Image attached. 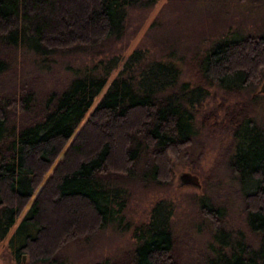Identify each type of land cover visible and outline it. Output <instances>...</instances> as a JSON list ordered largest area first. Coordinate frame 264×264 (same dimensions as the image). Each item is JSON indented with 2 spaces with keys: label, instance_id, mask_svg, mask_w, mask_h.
<instances>
[{
  "label": "trees",
  "instance_id": "16d2710c",
  "mask_svg": "<svg viewBox=\"0 0 264 264\" xmlns=\"http://www.w3.org/2000/svg\"><path fill=\"white\" fill-rule=\"evenodd\" d=\"M154 1L0 0V73L7 66L3 48L20 45L50 55L95 47L120 36L127 8ZM119 61L98 60L41 104L23 105L29 92L24 93L15 107L24 116L18 121L14 110L0 106V239L32 197L9 238L17 259L24 252L30 262L61 264L57 249L82 235L85 222L96 230L120 219L124 189L110 184L116 171L105 173L113 163L122 174H133L136 161L147 155L151 164L139 176L168 181L169 154H178L193 135L194 107L205 92L201 85L233 91L256 84L264 77V34L215 40L197 60L199 81L191 86L178 81L174 62L144 61L140 49L128 53L109 79ZM231 144L228 166L242 188L245 224L257 243L229 242L215 225V239L230 247L215 251L206 264H264V127L235 120ZM204 205L213 221L218 209ZM171 212L169 201H156L148 219L134 228L136 243L126 258L93 264H179L172 256Z\"/></svg>",
  "mask_w": 264,
  "mask_h": 264
},
{
  "label": "rangeland",
  "instance_id": "374dc122",
  "mask_svg": "<svg viewBox=\"0 0 264 264\" xmlns=\"http://www.w3.org/2000/svg\"><path fill=\"white\" fill-rule=\"evenodd\" d=\"M246 33L264 34V0H155L150 5L132 6L126 9L120 36L95 47L50 55H39L20 45L1 49L7 66L0 73V106L5 111L14 110L13 117L18 121L23 115L15 107L24 93L29 92L27 97H21L23 105L41 104L50 92L61 91L98 60L117 56L120 61L109 74L110 79L133 49L143 50L144 61L174 62L180 71L178 81L191 86L199 81L197 60L215 40ZM263 79L233 91L201 85L205 92L194 107L193 135L178 154H169L172 166L168 181L139 176L151 164L147 155L136 161L133 174H122L119 164L113 163L105 173L116 171L118 176L108 177L110 184L124 189L120 219L96 230H92L90 221L85 222L82 235L61 242L56 251L61 264L125 259L136 243L134 228L148 219L151 207L161 199L172 205V256L179 264H206L215 251L228 252L230 246L219 244L213 236L215 225L227 232L229 242L240 239L255 246L257 236L245 224L242 188L228 164L235 120L250 119L264 127V92L257 91ZM98 98L99 95L89 110ZM113 161L119 163L117 159ZM185 170L198 176V187L179 183L177 174ZM31 198L0 239V264H42L30 262L24 252L17 259L9 243ZM202 204L218 209L216 220L204 215ZM57 231L54 225L52 232Z\"/></svg>",
  "mask_w": 264,
  "mask_h": 264
},
{
  "label": "water",
  "instance_id": "95a60500",
  "mask_svg": "<svg viewBox=\"0 0 264 264\" xmlns=\"http://www.w3.org/2000/svg\"><path fill=\"white\" fill-rule=\"evenodd\" d=\"M257 91L264 92V79L260 82ZM177 179L180 184H188L196 187L200 185L198 176L195 173L190 172L189 170L180 171L177 174ZM21 258H23V255L21 256Z\"/></svg>",
  "mask_w": 264,
  "mask_h": 264
}]
</instances>
